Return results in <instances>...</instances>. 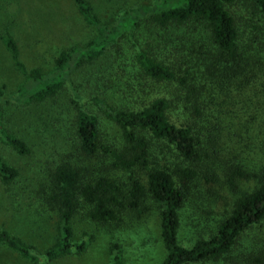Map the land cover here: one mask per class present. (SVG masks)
<instances>
[{"label": "trees", "instance_id": "1", "mask_svg": "<svg viewBox=\"0 0 264 264\" xmlns=\"http://www.w3.org/2000/svg\"><path fill=\"white\" fill-rule=\"evenodd\" d=\"M237 1L152 0L119 9L110 23L102 24L88 0H72L95 36L83 46L60 51L49 72L26 71L13 39L2 37L14 66L25 76L17 90L18 102L38 103L54 98L74 68L104 60L126 34L133 40L144 19L176 33L198 29L206 43L193 46L204 49L207 44V51L198 54L162 46L170 60L156 58L135 44L132 59L142 77L164 91L136 110L104 108L120 134L116 145L101 143L96 117L80 102L76 104L73 147L79 157L96 160L101 170L93 165L88 173L66 157L55 163L40 184L42 202L55 215L57 236L42 254L47 261L85 250L84 242L73 240L74 215L81 213L96 224L118 225L123 212L137 215L151 199L159 208L164 249L159 264H264V0H244L253 2L260 23L244 32V49L229 10ZM109 56L106 66L114 62ZM71 95L80 101L74 91ZM177 106L181 119L172 118ZM1 135L16 155H28L20 138L4 131ZM240 161L259 166L260 174L230 166ZM17 176V169L0 158V184L9 186ZM236 179L253 185L230 198L225 215L209 226L208 235L181 245L179 212L193 188L200 184L209 191L213 186L235 189ZM0 246L40 264L27 244L5 230H0ZM106 254L108 264H124L116 241L108 242Z\"/></svg>", "mask_w": 264, "mask_h": 264}, {"label": "rangeland", "instance_id": "2", "mask_svg": "<svg viewBox=\"0 0 264 264\" xmlns=\"http://www.w3.org/2000/svg\"><path fill=\"white\" fill-rule=\"evenodd\" d=\"M88 1L102 24L110 23L119 9L152 2ZM229 10L241 32V44H244L247 42L244 32L252 29V26H260L254 4L252 1L238 0ZM6 35L15 42L18 60L26 71L39 68L49 72L60 51L83 46L95 36V31L82 20L72 0H0V158L18 171L11 185L0 184V230L7 231L27 244L39 257L40 264H108L106 247L109 241H116L122 247L124 264H159L164 256L159 236V208L151 199L146 200L137 215L135 212H123L118 225L96 224L81 213L74 215L71 222L73 240L84 242L85 250L47 261L42 254L57 236L55 215L42 202L40 184L55 163L66 157H70L73 163H78L88 173H91L93 165L101 170L96 160L79 157L73 147L76 104L81 103L85 110L96 117L101 143L116 145L120 141V134L105 115L104 108L136 110L163 93L164 89L149 84L142 77L133 62L135 44L156 58L170 60L160 50L162 46L183 48L185 53L198 54L207 51V44L204 49L193 45L206 43L205 37L201 41L198 29L189 34L176 33L175 29H160L144 19L138 23L133 40L126 34L118 44L119 48H111L104 60L82 63L74 68L54 98L38 103L17 100V90L25 82V76L14 66L4 46L2 37ZM246 47L247 44L241 46L243 49ZM107 56L114 62L106 66L103 63ZM72 91L80 97V101L72 98ZM172 94V91H167V97L170 98ZM172 110V118L181 119L180 108L177 106ZM1 131L20 138L29 149L28 155H16L5 144ZM233 165L239 166L247 174L261 171L259 166L248 161L230 166ZM225 175L227 177V171ZM252 185L251 181L236 179L235 189L213 186L209 191L204 185L197 184L179 212V243L187 246L197 236L208 235L209 226L212 228L225 215L230 198ZM0 264L32 263L0 246Z\"/></svg>", "mask_w": 264, "mask_h": 264}]
</instances>
